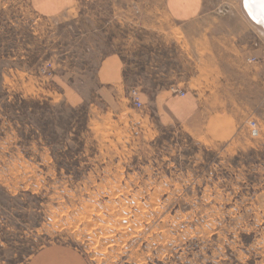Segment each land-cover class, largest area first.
I'll return each mask as SVG.
<instances>
[{
	"label": "rangeland",
	"instance_id": "obj_1",
	"mask_svg": "<svg viewBox=\"0 0 264 264\" xmlns=\"http://www.w3.org/2000/svg\"><path fill=\"white\" fill-rule=\"evenodd\" d=\"M63 2L0 0V264L62 243L90 264H264V26L245 0H207L196 41L166 0ZM210 79L232 124L213 137L164 101Z\"/></svg>",
	"mask_w": 264,
	"mask_h": 264
},
{
	"label": "crops",
	"instance_id": "obj_2",
	"mask_svg": "<svg viewBox=\"0 0 264 264\" xmlns=\"http://www.w3.org/2000/svg\"><path fill=\"white\" fill-rule=\"evenodd\" d=\"M41 1L43 3V10L48 12H54L55 9L59 10L62 3L65 5L63 0H61L62 3L59 2L60 0H40V6ZM129 3L130 5L127 9L133 11L132 7L134 5H132V2ZM206 7L207 0H166L165 3V9L170 13V16L175 21H178V23L187 25L181 26L182 33L193 37V40L195 41L197 34H208V31H204L203 29H201V31L198 29L199 27H189L188 24L195 22V19L202 17V15L207 13L208 8ZM226 28L227 27L223 28L225 29V32L228 31ZM208 29L210 30V28ZM208 29L206 28V30ZM260 36L262 37V34H260ZM134 39H137L136 35L134 36V32L127 35L125 38L124 36L123 38L117 36L115 38V42H117L116 50H111L107 53L106 56H110L112 60L107 62L106 65H110L111 62L112 64L122 63L121 55H134L135 48L140 45L139 43L135 44ZM217 45L218 43L211 42L208 48L215 49L214 47ZM126 48L127 50H125ZM198 48H200V46H198ZM239 61H241V59ZM212 63V57L207 58L206 65H211ZM254 79L255 76L252 75L251 80L254 81ZM207 84L208 86H206ZM202 87L194 94L190 93L187 95L182 101L166 98L164 100L166 102V108L170 117H173L180 123L184 124L187 129L194 132H210L212 137L214 135L221 136L224 134L225 130L232 126L231 123H228L230 116H227L224 108H217V104L208 103V99L218 95V90L213 88L214 86L211 84V79L208 83L202 84ZM28 264H90V262L85 258L81 251H79V249L75 248L73 245L62 243L49 244L46 247L37 250L32 255Z\"/></svg>",
	"mask_w": 264,
	"mask_h": 264
},
{
	"label": "bare ground",
	"instance_id": "obj_3",
	"mask_svg": "<svg viewBox=\"0 0 264 264\" xmlns=\"http://www.w3.org/2000/svg\"><path fill=\"white\" fill-rule=\"evenodd\" d=\"M245 6L251 17L254 18L256 22L258 21L262 23L264 26V0H245Z\"/></svg>",
	"mask_w": 264,
	"mask_h": 264
},
{
	"label": "built area",
	"instance_id": "obj_4",
	"mask_svg": "<svg viewBox=\"0 0 264 264\" xmlns=\"http://www.w3.org/2000/svg\"><path fill=\"white\" fill-rule=\"evenodd\" d=\"M177 92H178L181 96L185 94V91L182 90V89H181V90H177ZM139 99H140L139 97H136V98H135V103H137V105H141Z\"/></svg>",
	"mask_w": 264,
	"mask_h": 264
}]
</instances>
